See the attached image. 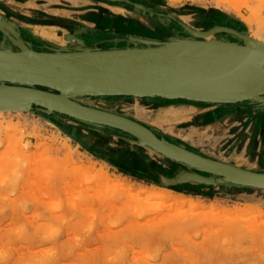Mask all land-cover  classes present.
I'll use <instances>...</instances> for the list:
<instances>
[{"label":"rangeland","instance_id":"obj_1","mask_svg":"<svg viewBox=\"0 0 264 264\" xmlns=\"http://www.w3.org/2000/svg\"><path fill=\"white\" fill-rule=\"evenodd\" d=\"M104 1L0 0V24L23 38L37 35L34 27L39 25L73 38L79 32L122 33L127 27L138 29L135 25L139 23L144 26L141 34L133 32L145 37L157 35L147 27V21L157 29L166 27L138 18V13L156 12L157 16L165 15L172 24L168 28L177 31L184 24L203 29L219 25L245 37L249 34L230 4L220 0H140L143 5L136 1L113 3L119 0H109L108 5ZM235 4L240 14L252 21L253 34L264 32V0H237ZM87 8H92L91 12L97 9L99 16H110V22L90 16L99 29L81 26L82 22L87 24L81 19ZM116 15L134 22L115 21L112 17ZM230 38L240 44L235 35ZM85 103L136 120L206 156L240 165H251L249 161L260 157L264 165V136L250 143V138L238 133L242 120L253 114L249 109H244L242 115L246 117H241L236 106H230L224 118L213 122L208 114L219 107L215 104L133 99ZM31 112L0 115V264H264V189L226 183L162 185L155 181L159 176L171 180L195 171L173 161L166 163L162 156L140 148L124 133L110 135V130L96 126L59 121L52 113L44 116ZM228 112L234 115L228 118ZM254 123L256 118H250L249 124ZM66 150L73 153L74 163L84 167L94 164L97 171L105 167L108 180L94 181L71 165L62 177H56L53 160L60 164ZM118 178L133 185L120 200L113 197L117 191L110 188V182ZM67 181L70 183L65 186ZM147 187L195 199L200 207L181 208L188 218L184 223L174 219L176 207L154 200H149L141 212L135 211L138 214H129L127 206L137 201L134 191ZM246 206L250 209L238 218L250 211L261 212L263 216L256 221L257 231L263 230L261 235L230 228L236 218L231 214Z\"/></svg>","mask_w":264,"mask_h":264},{"label":"bare ground","instance_id":"obj_2","mask_svg":"<svg viewBox=\"0 0 264 264\" xmlns=\"http://www.w3.org/2000/svg\"><path fill=\"white\" fill-rule=\"evenodd\" d=\"M114 1V0H113ZM222 2H228L230 4V8L236 13L237 17L245 24L246 29L248 30V36L245 37V34H241L240 32L235 33V30L227 27H220L219 25L211 26L209 28H195L189 24H184L183 27L180 28V31L175 30L174 28H168L165 26V29H157L155 25H151L149 21H147V27L149 29L154 30L157 35H160L163 39L158 38L155 34L148 36H141L133 32L134 27H127V29H123L122 33L110 31V33L102 32H79L69 37V34H63L62 32L57 33L55 31L46 30L45 27L36 26L34 27L37 31H35L37 35H29L26 38L16 36V31L12 29L11 31L4 30L5 35L0 33V56H13L16 54H74V53H93V52H111V51H140V50H159L165 49L167 47L175 46L177 48V53L173 56L169 57V61L173 64L177 65L179 68L178 71H181L183 75H189L193 77L191 73L196 72L197 76L200 78H218L221 76H225L228 74L235 73H244V74H257L262 73L260 68L251 63L250 60H259L263 56L264 50V40L263 34L264 32L260 31L257 34L252 33L253 24L249 18H244L240 11L237 10L238 6L235 4L237 0H220ZM229 8V9H230ZM140 9V8H139ZM228 9V7H227ZM148 10V9H147ZM126 11V10H125ZM142 11V10H141ZM122 13V12H121ZM167 15V14H166ZM1 18V15H0ZM142 20V19H141ZM139 21L142 23V21ZM50 21V20H49ZM60 23L62 21H54ZM36 23V22H35ZM51 23V22H50ZM56 23V24H57ZM70 22H64L63 24H69ZM45 24V23H44ZM74 25V24H73ZM2 28V25L0 24ZM34 32V29H33ZM230 35H238L244 36L240 39V44L234 42ZM238 38V37H237ZM174 42L173 45L161 46L160 42ZM32 45H36L37 47H33ZM252 46L253 49H250ZM262 49V50H261ZM20 51V52H18ZM18 52V53H16ZM185 62V63H184ZM144 65H147V62H144ZM264 69V66H263ZM143 80V79H140ZM167 81V80H166ZM149 84L162 83V80L158 78L148 77L146 80ZM29 88L34 90H39L45 93H49L52 95H56L57 93L54 91H49L46 88L40 86H28L24 84H16L9 81L0 80V94L13 96L14 94L9 93L10 88ZM20 91V90H19ZM116 99H133V100H159L161 102H174V101H183L188 103L195 104H215L219 105V109L214 112L208 114L210 119L214 121H218L225 117L228 107L236 106L237 114L241 115V117H246L244 109H249L253 112L252 115L246 120H242V126L239 128L238 133H244L245 138H250L251 142H257V140H261L264 132V93H259L252 98L235 102V103H223V102H215V101H206V100H196L190 98H181V97H162L157 95H89L86 91H70L66 92L63 96V103L68 108H73L78 114H81V117H73L67 115L65 113H58V111L50 110L48 111L46 108L41 107L40 105L30 104V105H21V106H10L3 105L0 106V115L5 113H20V112H31L38 111L41 115H56L57 120H66L69 122H74L83 126L88 127H103V131L110 132L108 134L113 135L116 133H124L128 135V137L135 142L137 146L142 149H145L148 152H155L156 154L163 157V161L166 163L173 164L176 162L182 167H186L188 169L194 170L195 172H187L188 174H197L201 178H214L213 175L217 179H227L230 181H235L233 178L240 179L239 181H251L241 176L237 173L229 172L224 170V166H228L237 171H241L248 174H255L257 176H264V165H260L258 168H251V165L245 164H231L210 156H206L203 153H200L193 149H188L183 145L178 144L177 142L170 141L164 136H161L156 131L151 129L150 127L133 120L124 115L115 113L110 110H106L97 106L86 104L85 101H110ZM24 101L20 99V101ZM27 102L28 101H24ZM251 107L242 106L243 104H250ZM259 103L260 105L256 104ZM4 107V108H1ZM240 110V111H239ZM47 111V112H46ZM52 111V112H51ZM33 113V112H31ZM52 113V114H50ZM35 114V113H33ZM229 117L231 118L234 114L229 113ZM256 114V115H255ZM255 115V116H254ZM96 119L88 121L84 119L88 118ZM238 116V115H237ZM87 117V118H86ZM83 118V119H80ZM250 118H256V123L249 124ZM63 120V121H64ZM53 121V118L52 120ZM110 124V125H109ZM120 125L122 127L129 128L132 132L122 131L112 126ZM211 124L208 127L213 126ZM2 126V123L0 124ZM107 127V128H106ZM110 128V129H109ZM238 128V127H237ZM234 130V129H232ZM65 131L67 129L65 128ZM248 131V132H247ZM136 134V135H135ZM66 137V136H65ZM64 141V140H63ZM66 142V141H65ZM147 142V143H146ZM170 153L171 155H167L165 152ZM70 150H66V154L64 158L61 160L60 164H57V160H53V169L54 175L56 177H62L64 175L65 168L68 165L74 166L76 172L80 173V175L84 176H92L93 180H108V171L105 167H100L98 171L95 169V165L92 164L88 167H84L82 163L78 161L74 163L73 153L69 152ZM154 153V154H155ZM168 159V160H165ZM261 161L262 159L257 158ZM247 162V161H246ZM206 164L208 166H214L212 169L213 172H207L204 170L203 165ZM194 167H200L201 169H195ZM206 169V168H205ZM218 169L220 171H218ZM222 169V170H221ZM212 174V175H211ZM225 174V175H224ZM246 174V175H248ZM254 176V175H253ZM111 180V179H110ZM222 180V181H223ZM220 181V182H222ZM226 181V180H224ZM223 181V182H224ZM228 181L226 184L243 186L231 183ZM237 181V180H236ZM126 181L121 179H115L110 182V188L117 191L119 194L114 195L113 197L117 200H120L125 194H129L132 191V186L130 184H126ZM69 181L64 182L65 186L69 185ZM248 184V183H245ZM248 188L255 189H264V186H243ZM125 193V194H124ZM134 195L137 198L135 202L136 205L132 206L129 204L127 207V212L132 215L138 214L135 211L141 212L145 206L151 200H154L159 204H168L170 207H176L177 211L176 218L179 222L184 223L188 220L187 215L185 217V212L181 208H199L200 202L192 199L186 198L172 192L163 190L161 188L147 187L134 191ZM150 200V201H149ZM162 202V203H161ZM156 203V204H157ZM159 204V205H160ZM75 207L71 208L74 210ZM249 207H245V209H236V212L231 215L236 218L232 221L230 228H243L247 231H257L256 221L259 220L263 215L261 212L254 213L252 211L245 213L243 218H238V215L245 210H249ZM133 212V213H132ZM188 212V211H187ZM175 214V215H176ZM133 215V216H134ZM181 219V220H179ZM185 220V221H184ZM263 230H258L257 233H249L252 235H258L262 233Z\"/></svg>","mask_w":264,"mask_h":264},{"label":"water","instance_id":"obj_3","mask_svg":"<svg viewBox=\"0 0 264 264\" xmlns=\"http://www.w3.org/2000/svg\"><path fill=\"white\" fill-rule=\"evenodd\" d=\"M0 33L5 35L1 27ZM16 36L19 35L16 34ZM237 37L239 40L241 38L245 39L241 35ZM160 44L161 46H171L174 42H160ZM250 49H253L252 46H250ZM177 51L175 46H171L165 49L148 51L74 54L30 53L0 56V80L28 86H40L57 93L52 95L39 90L12 87L8 91L14 94L13 96L0 94V106L18 107L33 103L46 108L48 111L53 109V111L57 110L58 113L81 117V114H78L73 108H68L63 103L62 99L66 92L78 90L86 91L89 95H157L223 103H235L252 98L259 93H264V50L262 58L250 60L251 63L260 68L262 73H235L218 78H200L196 72L191 73L193 77L183 75L181 71L177 70L179 67L169 61V57L176 54ZM144 62H147V65H144ZM158 75L162 83L149 84L146 82L148 77L158 78ZM20 99L28 101V103L20 101ZM29 102L31 103L29 104ZM256 104L260 105L259 103ZM247 105L251 107V103ZM88 118L84 120H96L89 116ZM112 127L128 131V133L131 131L129 128L120 125ZM102 129L103 127L98 130ZM130 133L132 135V132ZM168 152L170 151L167 150L165 153L171 155ZM203 167L207 172H213L212 169H217L206 164ZM193 168L201 169L194 166ZM223 169H229L227 171L237 173L251 181L242 182L234 177L231 178L235 181L226 178L224 179L226 181H224L222 178L217 179L215 175L211 179L201 178L195 173L188 174L186 172L171 180L159 176L155 181L169 186H177L187 182L215 186L228 181L243 186H264V176L251 175L228 166H224ZM218 171L220 170L218 169Z\"/></svg>","mask_w":264,"mask_h":264},{"label":"flooded vegetation","instance_id":"obj_4","mask_svg":"<svg viewBox=\"0 0 264 264\" xmlns=\"http://www.w3.org/2000/svg\"><path fill=\"white\" fill-rule=\"evenodd\" d=\"M97 1V0H96ZM119 1H121L120 3H115V2H113L114 4H116V5H124V3L125 2H127V1H131V2H133V4H134V1H136V2H138L140 5H143L144 3L142 2V1H140V0H119ZM104 3H106V4H110V1L108 0H105L104 1ZM108 4V5H109ZM90 6H92V5H90ZM93 6H95V5H93ZM96 8H98V9H100L101 7L99 6H95ZM103 7V6H102ZM125 7H127V6H125ZM92 10V8H87L86 10L87 11H89V12H84L82 15H81V19H83V21H85L87 24L86 25H84V22H82L81 23V26H83V27H85L86 29H99V25H97V21L95 22L94 21V19L92 18V17H98L99 15H97L98 13H95V11H97V9H94L95 11H90V10ZM101 10H105V9H101ZM94 12V13H93ZM138 15H140V16H138V18H145V19H147V20H150V21H155V22H157L158 24H163L164 26H167L168 27V25L169 24H171V23H169V22H167V18H166V16L165 15H163V16H157V14H156V12H153V14L151 15V14H148V12H147V14H140V13H138ZM90 16H92V17H90ZM165 16V17H164ZM109 17V18H108ZM99 18L101 19V20H108V23L110 22V16H102V15H100L99 16ZM115 21H117L118 19H124V20H128V21H131V24L134 22V20L133 19H131V18H129V19H126V18H124L123 16H121V15H116V16H114V17H112ZM139 23H136V25H135V27H138V29L137 28H135V29H133V31L134 32H138V34H141V32H142V29H144V26H139L138 25ZM80 25V24H79ZM107 27L106 28H109L110 27V24H105ZM172 25V24H171ZM170 25V26H171ZM109 26V27H108ZM145 29H147V28H145ZM149 33V32H148ZM137 34V33H136ZM151 34V33H150ZM205 107H212V106H205ZM214 109V107H212V109H210V110H213ZM219 109V107H216V109L215 110H218ZM228 110H230V108H228ZM206 115V114H205ZM202 116V115H201Z\"/></svg>","mask_w":264,"mask_h":264},{"label":"crops","instance_id":"obj_5","mask_svg":"<svg viewBox=\"0 0 264 264\" xmlns=\"http://www.w3.org/2000/svg\"><path fill=\"white\" fill-rule=\"evenodd\" d=\"M248 161H249V159H248ZM263 161V160H262ZM250 163H251V165H253V166H251V168H258L260 165H262L261 164V161L260 160H256V161H249ZM231 163V162H230ZM232 164V163H231ZM236 164V163H235Z\"/></svg>","mask_w":264,"mask_h":264}]
</instances>
